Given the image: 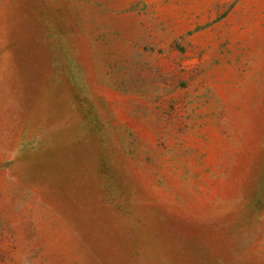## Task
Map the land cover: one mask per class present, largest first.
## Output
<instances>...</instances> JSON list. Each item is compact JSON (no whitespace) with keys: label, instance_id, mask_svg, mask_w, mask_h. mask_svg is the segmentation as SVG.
<instances>
[{"label":"rangeland","instance_id":"rangeland-1","mask_svg":"<svg viewBox=\"0 0 264 264\" xmlns=\"http://www.w3.org/2000/svg\"><path fill=\"white\" fill-rule=\"evenodd\" d=\"M0 264H264V0H0Z\"/></svg>","mask_w":264,"mask_h":264}]
</instances>
